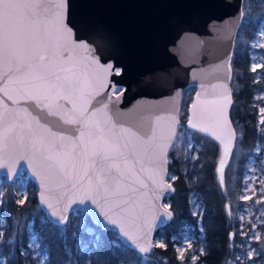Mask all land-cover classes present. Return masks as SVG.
<instances>
[{"label": "snow or ice", "instance_id": "snow-or-ice-1", "mask_svg": "<svg viewBox=\"0 0 264 264\" xmlns=\"http://www.w3.org/2000/svg\"><path fill=\"white\" fill-rule=\"evenodd\" d=\"M67 14L68 0H0V168L4 167L5 158L10 171L16 160H26L40 181L41 202L53 209L51 215L58 218V223L66 224L68 218L45 195L54 188L64 190L63 195L73 193L64 211L77 197L81 204L90 201L101 209L105 227L118 229L114 246L126 239L139 253L147 254L153 246L149 237L157 219L155 201L171 188L165 180L166 165L170 163L168 152L185 140L191 146L188 129L207 132V128L201 125L196 111L187 120V127L176 114H171L155 117L152 127L144 133L118 127L106 113L107 104L89 112L91 99L87 97L99 95L113 66L100 65L98 58L82 54L90 51V46L73 39ZM260 36L264 38V31ZM253 47L264 48V43ZM86 62L97 65L91 69V76ZM226 63L230 72L231 63ZM257 67L264 65L253 64L252 71ZM120 74L118 70L114 73ZM228 79H232L231 75ZM212 88L222 89L220 98L204 103L220 105L217 123L230 127L226 112L231 104V89L226 83L214 84ZM112 91H116L114 85ZM60 100L71 104V109H65ZM29 103L42 111L47 109L49 116H59L65 125L76 126L75 134L53 131L41 123L26 106ZM196 108L197 104H193L192 109ZM260 112V123L264 124V108ZM161 121L166 124L161 126ZM230 136L224 146L225 157L231 154L235 130ZM224 166L222 158L221 172ZM261 185L264 186V179ZM26 199L24 196L17 203L23 204ZM133 222L139 224L130 231L128 225ZM155 246L164 248L165 244ZM30 247L35 255H40L38 245ZM177 251L183 259V245ZM254 251L248 252V258L253 257ZM259 259L264 262V253ZM46 260L44 255L37 264Z\"/></svg>", "mask_w": 264, "mask_h": 264}, {"label": "water", "instance_id": "water-1", "mask_svg": "<svg viewBox=\"0 0 264 264\" xmlns=\"http://www.w3.org/2000/svg\"><path fill=\"white\" fill-rule=\"evenodd\" d=\"M243 4L244 0H68L67 22L73 27V39L77 42H86L90 46V51L82 54L98 58L100 65L113 66L108 70L107 83L99 95L87 97L91 99L89 112L107 104L106 113L118 127L124 126L144 133L152 127L157 116L176 114L181 122L183 96L195 85L197 90L188 109V119L192 117L193 111H196L201 125L207 128V132L202 133L220 143L222 154L217 165V174L220 183L221 177L223 178L221 185L225 187L226 173L238 137L231 117L233 105L231 62L238 29L243 19ZM228 61L231 63L230 72L226 63ZM86 63L91 76V69L97 65ZM117 70L120 71V75H114ZM229 75L232 77L231 80L228 79ZM221 83L228 84L231 89V104L226 112L231 122L230 127L222 122L217 123L220 105L204 103L206 100L220 98L222 89H213L212 85ZM113 85L116 88L115 92L112 91ZM5 101L10 104L6 98ZM59 104L65 109H71V104L64 100H60ZM193 104H197L195 110L192 109ZM26 106L33 115L39 117L41 123L47 124L53 131L75 134L76 126L65 125L59 116H49L47 109L42 111L32 103ZM165 124L166 121H161V126ZM231 130H235L236 137L232 140L231 154L225 157L224 146L231 139ZM171 152L172 149L168 152L169 160ZM222 158L225 160L223 172L220 171ZM3 163L4 167L0 168V179L6 177L16 180L23 173H28L32 177L38 189L40 204L51 222L65 226L71 213L85 211L97 225L118 233L115 226L105 227L107 222L101 209L90 201L81 204L77 197L75 202L68 206L67 211H64L73 193L68 191L63 195L64 190L54 188L46 191L45 195L51 199L54 208L68 218L66 224L58 223V218L51 215L53 209L41 202L40 181L33 175L28 162L15 161L12 171H15L16 175L9 170L7 158ZM166 169L165 180L171 188L160 193L161 199L155 201L157 219L153 222L149 237L153 246L145 255L151 254L154 250L155 231L174 217L173 210L164 203V199L175 189L170 180L169 164L166 165ZM148 183L150 184V181ZM227 209L231 213L230 204ZM169 213L171 218H168ZM138 224L139 222L129 224V230L135 231ZM233 238L234 232L231 233V239ZM122 242L136 249L126 239H122ZM139 242L143 243V240Z\"/></svg>", "mask_w": 264, "mask_h": 264}, {"label": "trees", "instance_id": "trees-1", "mask_svg": "<svg viewBox=\"0 0 264 264\" xmlns=\"http://www.w3.org/2000/svg\"><path fill=\"white\" fill-rule=\"evenodd\" d=\"M244 8L231 62V117L239 133L238 147L244 154L237 168L229 166L225 187H222L217 174L222 154L220 143L200 131L188 129L198 155L194 159L187 154V140L172 149L169 172L175 177L170 178L175 189L164 201L170 202L174 217L156 230V236L164 238L165 247L155 246L151 254L145 255L122 240L119 246H114L118 233L97 225L85 211H78L79 215L71 213L65 226L51 222L41 207L34 181H30L27 199L20 204L17 201L22 199V195L17 190L16 180L4 177L7 181L3 185L0 214L7 223L0 241V252L6 257L7 264H37L31 252L25 255L23 250L28 248L29 221H33V229L47 250L48 258L44 264H191L190 253L182 261L176 244L178 238L192 230L197 237L204 233L205 248L199 247L198 238L194 241V253L198 259L193 264H264L259 259V255L264 253V201L257 203V198L249 201L242 198L245 197L246 165L257 157L255 152L258 148L261 147L264 153V124L260 123L259 113V105H264V101L255 98L260 93L264 95V67L252 71L253 44L264 22V0H246ZM195 88V85L191 86L185 92L181 109L189 108L195 94L189 91ZM185 117L181 115V124H187ZM232 179L235 180L234 187H231ZM193 194L199 196L204 205L201 221L193 211ZM228 204L231 213L227 209ZM249 206L255 209L252 216L245 215ZM200 224L204 232L200 230ZM250 250H255L251 259L247 255Z\"/></svg>", "mask_w": 264, "mask_h": 264}, {"label": "rangeland", "instance_id": "rangeland-1", "mask_svg": "<svg viewBox=\"0 0 264 264\" xmlns=\"http://www.w3.org/2000/svg\"><path fill=\"white\" fill-rule=\"evenodd\" d=\"M245 1L246 0H244V4H243V16H244V12H245V8H244ZM261 31H264V22L262 23V25L260 27V31L258 33V36H257L254 44L264 43V38H262L260 36ZM253 49H254V52L252 55L253 64L262 65V63L264 61V48L253 47ZM257 68H259V67H257ZM196 90H197V87L195 89H191L189 92H192L194 94L196 92ZM255 98L258 101H264V95L262 93L256 95ZM257 105H259V104H257ZM261 108H264L263 103H260L259 111ZM188 109L189 108H187V110H185V108H183L182 112H181V115L186 116L185 117L186 121L188 120V116H189ZM259 113L261 115V112H259ZM261 119H262V116H261ZM182 125L187 127V124L186 125L182 124ZM238 136H239V133H238ZM181 143H184V142H181ZM196 149H197V146L194 144V141L191 138V146L189 147L187 144L186 152L189 156H192L195 159L198 155L196 152ZM255 153H256L257 159L253 158L246 165L245 177H244V181H243V194L245 197L257 198V201L258 200L264 201V186L261 185V180L264 179V153L261 152V147L258 148ZM243 154H244L243 151L238 147V137H237L236 147H235V150L233 153V157H232L230 166L234 165V167L237 168L239 166V160L243 158ZM171 177L173 178L174 176L171 175ZM6 181L7 180H5L4 177H2V179H0V208H1V205L3 203V194H4L3 185ZM30 181H33V179L28 173H23L21 177L16 179L15 184H16V187H17L19 194L22 195V198L24 196H26V197L28 196V193H29L28 185H29ZM234 181H235L234 179L231 180V182H232L231 187H234V185H235ZM250 199H246V200L249 201ZM164 203L167 207H170L169 201L168 202L164 201ZM191 204H192L194 213L200 217V221H201L202 214L204 212V205L202 203V200L200 199L199 196H197L196 194H193L191 196ZM254 210H255L254 207L249 206L245 210L246 211L245 215L252 216L254 214ZM74 214L79 215V212L76 211V212H74ZM6 223H7L6 218L0 214V233H2V235L5 232L4 227L6 226ZM200 230L202 232H204V228H203L202 224H200ZM27 234H28V248L23 249L25 252V255H28L31 252L36 263L44 255H47V258H48L47 250H46V248H44L42 246L40 236H38V234L33 229V221H29V223L27 224ZM197 238L199 241V247L202 248V250H204L205 249L204 248V240H203L204 239V233H202L200 235V237H197L192 230L191 232L188 231L184 237L178 238V242L176 244V247L180 248L181 245H183V259H181L182 261H184L186 259L187 253H190V255H191V257H190L191 264H193L197 261L198 257L194 253V251H195L194 241ZM2 239H3V236L0 237V241H2ZM161 242L164 243V238L161 236H156V231H155L154 237H153L154 247L156 244L161 243ZM33 244L38 245L37 250L40 253L39 256L35 255L33 252V248L30 247V245H33ZM189 244L191 245L190 247L188 246ZM0 261H2V264H7V259L5 256H3L1 254V252H0ZM183 264H185V263H183Z\"/></svg>", "mask_w": 264, "mask_h": 264}]
</instances>
